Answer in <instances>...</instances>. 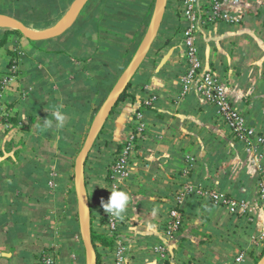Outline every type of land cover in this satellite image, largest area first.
I'll return each mask as SVG.
<instances>
[{"label":"crops","instance_id":"crops-1","mask_svg":"<svg viewBox=\"0 0 264 264\" xmlns=\"http://www.w3.org/2000/svg\"><path fill=\"white\" fill-rule=\"evenodd\" d=\"M76 2L0 0V14L12 16L30 29L47 30L59 26ZM151 2L89 0L68 32L41 44L49 48L56 46L61 51L35 50L28 40L21 38L18 48L24 49L20 50L22 57L29 52L36 56L31 62L33 66L24 61L8 67L6 58L1 59L0 71L8 72L2 78L11 75L13 66H17V72L12 73L13 80L0 92V264H32L34 256L29 243L32 236L39 235L44 236L43 242L54 253L57 264H64L56 209L48 207L44 198L46 193L54 195L55 188L49 185L55 162L50 168L36 167L34 151L26 150L22 142L25 140L28 146L31 134L35 138L43 137L34 126L37 115L45 122L52 118L49 112H38L40 99L53 95L56 98L46 99L43 107L66 110L69 98L63 95V86L81 78H87L86 93L91 92L93 82L88 79L90 71L85 66L94 61L89 56L103 49L104 30H108L107 37L113 36L116 43L128 39L126 32L130 30L148 28L144 9ZM229 2V10L240 21L204 24L198 38L201 55L205 67L224 78L231 99L247 113L249 122L264 133V0ZM172 3L174 0H169L151 53L136 73L128 96L114 109L100 138L103 143L113 142L122 147L136 109L149 94L157 95L145 111L147 130L136 148L133 173L120 189L130 197L121 214L124 227L120 234L129 240L128 264H233L234 254L247 250L254 233L264 229V209L260 206H253L249 219L245 215H232L226 206L190 196L183 206L184 227L175 241L168 242L165 238L170 201L188 156L195 157L193 176L197 182L221 188L233 198L255 201L259 182L255 165L214 108L194 90L186 96L181 93L182 20L174 13ZM6 28L9 27L0 25V31ZM167 38L170 41L164 45ZM24 70H29L32 84L19 92L23 101L32 98L34 103L29 104V109L20 110L22 120L14 127L9 122L13 108L7 109L2 100L16 93L11 86L20 81V72ZM90 106L95 107L94 99ZM90 117V113L86 115L87 121ZM103 149L108 156L115 157L114 147L109 151ZM90 160L93 169L87 171L91 177L87 190L94 195L104 186L107 170L103 164L99 168L93 157ZM166 242L171 248L169 258L155 250ZM243 264H252L251 259L246 256Z\"/></svg>","mask_w":264,"mask_h":264},{"label":"trees","instance_id":"trees-1","mask_svg":"<svg viewBox=\"0 0 264 264\" xmlns=\"http://www.w3.org/2000/svg\"><path fill=\"white\" fill-rule=\"evenodd\" d=\"M153 7L154 2H151L149 4V8L146 7L144 9L146 24L150 22ZM148 11L149 14L147 15ZM146 29L147 26L141 30H130L129 32H126L128 39H124V41L120 40L116 43L113 42V36L107 37L109 34L108 30H104V36L101 39V42L104 45L103 49L96 52L93 56H89L93 57L94 61L85 66L86 70L89 69V71L91 70L92 72H95V74H93L94 84L92 85L91 92L89 94L86 93L85 82L87 81L85 80H87V78H81L80 81H72L71 83L63 86V95L65 94L69 98L65 104V106H67L66 110L57 111V109L53 110L43 107L46 99L52 100L53 98H56L53 97V95L40 99L39 102H37V107L39 108L38 112H49L52 116L49 121L50 124L46 125L45 119L43 120L39 115H37L36 117L39 118L34 126L36 127V131L42 133L43 137L35 138L31 134L30 138H28V146L26 145L25 140L22 142L23 147H25L26 150L31 148L34 151L36 156L34 157V163L36 164V167H41L43 169L48 165L50 168V165L55 162L56 169H58V176L56 177L57 186L54 189V195L46 193L47 196H44V198L48 200V204H46L49 205L48 207L56 209L55 218L58 222V234L62 240L60 252L63 262H65L69 255L73 252L77 254L79 264H82L84 261V249L82 242L77 244L73 241L74 235L79 232L80 228L76 206V194L74 186L70 189V185L71 182L74 181L75 177L72 169L75 165L74 157L78 153L79 149H81V142L85 139V137H87L86 132H89L92 123V117H90L89 121H87L86 115L90 113L92 116V113L100 108L113 88L115 80H117L123 70H125L132 57L140 47L145 38ZM21 38H24V35L19 30L6 28L0 31V60L3 59V57L6 58L8 67H11L13 64L18 62L24 63V61L25 63L28 62L29 66H33L31 62L36 56L29 52L22 57L20 47L18 48V46H20L19 43ZM25 39L28 40L32 49L53 52L61 51V49L56 48V46H50L52 48L43 47L41 45L43 41L35 42L27 38ZM169 41L170 39L167 38L164 45L169 43ZM2 51H4V54ZM122 55H124V57ZM29 70L20 72V81L11 86L16 93H14L11 97L2 100V103L5 104L7 109L13 108V112H11L9 116V122H11L14 127L19 126V123L22 120L20 117V110L24 109L25 111L29 109L28 106L30 103H34L32 98H29L27 101H23L21 93L19 92L23 88L32 84V78L28 72ZM6 73L8 72L0 71V92L3 88L2 75ZM9 73L12 74L13 72ZM128 88L122 94L120 102L128 96ZM93 99L95 100L94 108L90 106ZM57 116H59L60 119H57ZM23 129L30 130V127L23 126ZM101 135L99 136L86 163L87 185L91 182V177L88 176L87 171H92L93 169L91 167L92 162L90 157L97 160L99 168L103 164L104 168L108 171L115 162V157L111 155L108 156V153L103 148L109 151L114 147L116 149L114 151L116 154L121 148V144L115 146L113 142L103 143L100 140ZM83 141L85 142V140ZM50 171L51 169L48 170V172ZM43 180V185L45 183L48 191L49 189L47 187L46 178H43ZM105 180L107 181L108 179ZM100 190H102V188H99V192L98 190L97 192L95 191L94 195L90 194V190H88V193L93 222L92 237L98 254V264H105L98 245L101 244L103 247L112 248L115 240L119 237L124 238V236L120 233L110 235L107 234L105 230L98 228L96 224L97 222L101 223L106 221V216L101 215L103 207H101L99 212H95L94 210L95 204L98 207L102 201L106 202V199L103 200L104 198ZM66 205L68 206V209L65 208ZM98 215H100L99 218H97ZM40 231H43V229H40ZM43 240V235L32 236L30 240L29 250L34 256L32 264H40V258L43 252L49 249L48 245L44 243ZM262 255H264V250L252 256L253 259L255 258V264L259 261Z\"/></svg>","mask_w":264,"mask_h":264},{"label":"built area","instance_id":"built-area-1","mask_svg":"<svg viewBox=\"0 0 264 264\" xmlns=\"http://www.w3.org/2000/svg\"><path fill=\"white\" fill-rule=\"evenodd\" d=\"M229 3V0H174L172 3L174 13L182 20L179 36L184 50V72L180 77L181 91L183 95L193 90L196 91L206 104L214 108L216 115L225 122L233 137L243 146L259 173L257 199L250 202L246 199L233 198L221 188L197 182L193 176L195 157L188 156L187 163L181 168L180 182L170 201L166 216L164 231L168 242L175 241L184 227L183 206L190 196L207 199L215 205L226 206L232 215L237 216H250L253 206H260L264 209V133L251 124L246 112L233 102L227 89V83L222 77L205 67L198 43L204 24L218 21L231 23L240 21V17L235 16L229 10ZM16 69L17 66L12 67L13 72ZM13 77V74L4 77L3 86L10 83ZM155 101L156 95L149 94V97L143 100L142 106L136 109L126 140L115 155V162L104 175V179L109 181L106 201L111 191L120 190L133 173L136 148L147 130L145 111ZM54 175H56L55 172L52 174L53 178L49 185L52 189L56 187ZM103 214L106 216V221L102 223L103 225L101 224V228L110 235L119 234L124 227L122 216L107 214L105 211ZM259 232L253 235V242L256 244L264 234L263 230ZM74 239L78 244L82 242V238L78 235ZM113 247V264H128L129 242L119 237L115 240ZM170 249L167 242L155 247V250L164 258H169ZM245 258L246 252H240L234 262L243 264ZM40 264H57L54 253L51 250L45 251L40 258Z\"/></svg>","mask_w":264,"mask_h":264},{"label":"water","instance_id":"water-1","mask_svg":"<svg viewBox=\"0 0 264 264\" xmlns=\"http://www.w3.org/2000/svg\"><path fill=\"white\" fill-rule=\"evenodd\" d=\"M89 0H77L70 15L57 27L47 30H33L22 22L6 14H0V25L19 30L25 38L32 41H46L64 35L75 24ZM169 0H156L155 8L140 47L126 69L102 103L95 115L84 145L75 161L74 189L77 199L79 228L84 249L85 264H98V254L93 242V222L89 193L87 190L86 163L108 119L120 102L122 94L133 81L140 67L147 60L159 36L168 9ZM258 264H264V256Z\"/></svg>","mask_w":264,"mask_h":264},{"label":"rangeland","instance_id":"rangeland-1","mask_svg":"<svg viewBox=\"0 0 264 264\" xmlns=\"http://www.w3.org/2000/svg\"><path fill=\"white\" fill-rule=\"evenodd\" d=\"M153 2H154V7H153V11H154V8H155V3H156V0H153ZM151 20V19H150ZM221 21H218V22H212L211 24H213V23H220ZM150 23V22H149ZM149 26V25H148ZM148 29V28H147ZM147 32V31H146ZM25 38V37H24ZM21 44V42L19 43V45ZM21 46V45H20ZM20 50L21 51H23L24 49H22L21 47H20ZM201 52V51H200ZM3 54H4V52H3ZM123 57H124V55H122ZM0 63H1V60H0ZM183 63H184V58H183ZM128 66V65H127ZM126 69V68H125ZM124 71V70H123ZM184 72V67H183V71H182V73ZM214 72V71H213ZM182 73H181V75H182ZM93 74H95V72H92L91 70H90V74H89V76H88V79L90 78V80L93 82V84H94V78H93ZM122 74V73H121ZM181 75H180V77H181ZM120 77V76H119ZM118 77V78H119ZM118 78H117V80H118ZM222 79L224 80V78L222 77ZM117 80H115V83L117 82ZM180 81V80H179ZM115 85V84H114ZM180 85H181V83H180ZM181 93H182V91H181ZM190 93V92H189ZM189 93H187L186 95H188ZM183 95V94H182ZM186 95H183V96H186ZM156 99H157V95H156ZM236 104V103H235ZM237 105V104H236ZM238 107H240L239 105H237ZM101 107V106H100ZM100 108H98L94 113H92V120H91V122L93 121V119H94V117H95V115L97 114V112H98V110H99ZM240 109H242L241 107H240ZM246 116H247V113H246ZM247 118H248V116H247ZM90 119V118H89ZM258 129V128H257ZM262 133V132H261ZM86 134H88V131L86 132ZM87 136V135H86ZM85 139H86V137H85ZM85 139H83V140H85ZM235 139V138H234ZM82 140V142H81V149H82V147H83V145H84V141ZM236 140V139H235ZM81 149H79V151H78V153L75 155V161H76V158H77V155L79 154V152H80V150ZM249 159L251 160V158L249 157ZM53 170H54V168H52ZM73 169V171H74V174H75V165H74V167L72 168ZM58 169H56L55 168V173H56V175H54L55 177H57L58 176V171H57ZM258 173V172H257ZM52 174H53V172H52ZM54 177V179H55V182H56V178ZM258 177H259V173H258ZM105 182V184H104V186L102 187V195H104L105 193H106V191L108 190L107 189V186H106V182H108L109 183V181L107 180V181H104ZM73 186H74V181H72L71 182V185H70V189H72L73 188ZM106 189H105V188ZM74 191H75V189H74ZM104 199L103 200H105V198H106V196L105 197H103ZM76 206H77V204H76ZM101 207H102V203L101 204H99V206L97 207V205L95 204L94 205V210H95V212H99V210H101ZM65 208L66 209H68V206L66 205L65 206ZM103 212H104V209L102 208V213H101V215H103L104 216V214H103ZM56 214V213H55ZM100 215H98L97 216V218L99 217ZM249 219H251V216H247ZM102 223H104V222H97L96 224H97V226H98V228L99 229H102L103 230V228H101V224ZM103 225V224H102ZM263 232H264V229H263ZM256 233V232H255ZM254 233V234H255ZM259 233H262V232H259ZM108 234V233H107ZM258 234V233H257ZM256 234V235H257ZM76 235H78L79 237H81V233H80V230H79V232H77L75 235H74V238H75V236ZM125 240H127L128 242H129V240L128 239H126V238H124ZM73 241L75 242V243H77L76 242V240L75 239H73ZM78 244V243H77ZM98 247H99V250H100V252H101V255H102V258H103V261H105V264H113V257H114V255H113V251H114V247H103L101 244H99L98 245ZM247 248V250H243V249H241V250H239L236 254H234V259L236 258V256L237 255H239V253L240 252H243V251H245L246 252V256H248L250 259H251V262H252V264H255V258L253 259L252 258V256L254 255V254H258V253H260V252H262L263 250H264V234H263V236L261 237V239H260V241H259V243L258 244H256V243H254L253 242V237L250 239V242H249V244H248V247H246ZM264 255H262L261 256V258L263 257ZM260 258V259H261ZM260 259H259V261H260ZM258 261V262H259ZM258 262L256 263V264H258ZM233 263L235 264L236 262H234V260H233ZM58 264H60V263H58ZM64 264H79L78 263V257H77V254L75 253V252H73V253H71L70 255H69V257L66 259V261L64 262ZM82 264H85V259H84V261L82 262Z\"/></svg>","mask_w":264,"mask_h":264},{"label":"clouds","instance_id":"clouds-1","mask_svg":"<svg viewBox=\"0 0 264 264\" xmlns=\"http://www.w3.org/2000/svg\"><path fill=\"white\" fill-rule=\"evenodd\" d=\"M57 119H60L57 116ZM46 125L50 122L46 121ZM129 195L123 190H113L109 199L104 202L102 201V207L107 214L121 216V214L126 210L127 203L129 202Z\"/></svg>","mask_w":264,"mask_h":264}]
</instances>
